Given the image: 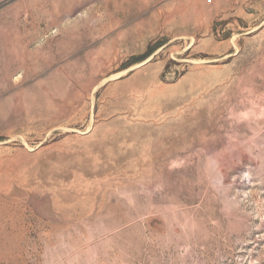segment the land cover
<instances>
[{
    "label": "rangeland",
    "instance_id": "obj_1",
    "mask_svg": "<svg viewBox=\"0 0 264 264\" xmlns=\"http://www.w3.org/2000/svg\"><path fill=\"white\" fill-rule=\"evenodd\" d=\"M0 264H264V0H0Z\"/></svg>",
    "mask_w": 264,
    "mask_h": 264
}]
</instances>
